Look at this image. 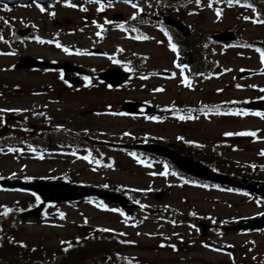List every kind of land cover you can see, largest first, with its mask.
<instances>
[{
  "label": "rangeland",
  "instance_id": "rangeland-1",
  "mask_svg": "<svg viewBox=\"0 0 264 264\" xmlns=\"http://www.w3.org/2000/svg\"><path fill=\"white\" fill-rule=\"evenodd\" d=\"M78 1V0H76ZM189 0H180L182 5H187ZM201 6L198 7V10L201 11V14L197 16H192L191 18H186L185 23L188 25L191 23V30H198L203 31V33H214L216 31H221L228 28H234L235 25L239 27V37L245 38L250 37L253 35L257 38H264V29L260 28H252L245 23H238L235 18L234 12H229L225 14L224 20L219 24H214L212 22L213 17L210 14L212 13V9L208 7V3L206 1H201ZM59 7V8H58ZM61 4H58L55 7V10L58 8L57 14L60 17H57L56 20L58 27L52 25V20L47 21L46 17H39L41 14L36 13L33 11H15L13 13V17L23 18L25 22H33L35 27H43L48 26V28L54 31L57 28H72L76 29L78 24L81 22V19L78 14L73 13L71 10L66 9L64 10ZM95 6H91L94 8ZM120 6H114L110 11L116 12L114 9ZM178 5H167L163 7V10L168 13V15L175 17L178 12ZM226 10V7H223ZM64 13V14H63ZM9 12H5L2 17L7 18ZM74 14V20H69L72 15ZM35 18L39 19L40 21H35ZM21 23V22H20ZM18 25H20L18 23ZM23 26V25H22ZM38 34L39 31H38ZM42 36V34H40ZM79 33L74 34L71 37H65V41L73 44H77L80 46L82 41L88 40L85 38H79ZM26 42L24 48H22V55H29L33 57H43L44 59L50 60L55 59L56 61H66L69 60V57L65 54H55L45 47L39 46L38 44H34L32 42ZM87 46V43L84 44ZM0 46H3L0 44ZM17 46L21 47L20 44ZM115 46H122L125 51V56H131L132 53H138L147 55L149 57V65L151 67L156 68H167L169 67V60L170 54L166 53L162 47H158L155 42H149L145 45H136L135 43L131 44L130 42L124 43L119 40V37L116 38V42L105 43L103 45L104 48L109 50L110 53H113ZM21 49V48H20ZM216 57L219 59V63L224 66V68H231L233 71L226 77H222L219 81H213L210 83H201L200 86L191 92L187 91H180V88L177 86V82L168 83V88L170 89L168 93H164L162 96L159 97V100L166 105H169L173 102L177 97H180L184 100L185 103H198L203 101L204 99H223V98H244L248 96H252L251 89L252 86H259L264 87V76H258L252 80L246 81H236L235 80V72L238 68H245V67H253L257 68V57L256 55L251 53H244V55L237 56L234 52H228L226 55L220 53L218 51ZM16 59H4V56H0V68H8L12 63H14ZM76 63L83 64L85 67L90 68V71L93 70H101L105 69L110 65L108 61L102 60H94L91 58H85L80 60H74ZM52 75H40L38 73H13V72H0V78H7L11 81L15 82H25V83H39L42 80H52ZM159 83V81H156ZM245 84V87L243 86ZM249 84V85H248ZM232 88H228V87ZM239 86V87H238ZM61 89V87H59ZM219 91L221 95H215L213 92ZM78 99L69 97L68 93L62 94V96H58L59 99L64 100L63 102L58 103L57 105L52 102V107H43L41 105L36 106L37 104L34 101L42 100L43 97H35L31 98V96H20L18 98L13 99L8 98L7 100L0 102L1 109H20L21 111L27 110L32 112L30 117L27 119L25 125L17 121L11 123L13 127H25V129L32 130L31 127L35 126L34 123H39L43 125L46 122V118L48 115L54 113L59 118H62L59 123H63L64 127L69 126L70 124L77 121L78 115L73 116V120L70 121L69 118L71 115L76 113L82 106L91 104L90 107L94 106L95 99L103 103L104 99H109L110 104L117 105V103L121 102L122 99L128 96H136L138 95L135 92H126L120 90H115L112 92L104 93L101 90L94 89L93 91H83ZM93 94V96H91ZM13 99V100H12ZM47 109V110H46ZM8 116L17 117L18 114H15L16 111H8ZM20 112V111H19ZM75 119V120H74ZM261 119L258 117H248L244 121L239 120H227V121H220L212 119L210 122H200L195 123L191 127L182 130L188 139H192L198 142H206L212 140L214 138H221L222 135L228 132H234L239 129H249L251 132H254L261 127ZM57 122V123H58ZM76 124L82 125L83 123L76 122ZM77 126V125H76ZM126 127H131L137 130H145L150 133L152 137L162 138L168 141H173L175 136L181 131V129L176 126L172 125L169 122H166L162 125H149V124H142L140 122L134 123L128 119H112V118H100L98 120V124L92 130H107L111 133H119V131L123 130ZM45 132H50L49 130H45ZM55 136V134H54ZM58 145L62 146L65 145L66 139L65 136L57 135L56 140ZM60 141H63L62 144H59ZM237 144L241 147L240 150L234 153H227V156L231 159L243 161V162H250L254 161L258 158V151L260 149H264V141L263 142H254L251 143L250 140H238L236 141ZM119 158V156H117ZM47 164V165H45ZM45 165V166H44ZM21 165L13 164L10 166L8 163L0 162V171L6 174L8 171L12 169H19ZM83 164L82 161L76 160L74 158L65 159L61 158L58 155H50L45 158L43 163H40L35 160L27 161V172L29 175L32 176H47L49 174H58L63 171L77 169L78 180L83 183H94V184H101L104 181V174L98 172L94 173L90 169ZM6 171V172H5ZM75 171V170H73ZM109 179L112 183H120L125 184L133 187L139 188H147L150 183H154L156 185H164L162 181H152L147 178L145 174L141 171L131 168L129 170H116L109 173ZM168 198L163 203H169L171 205H175L174 207L178 208L180 211L187 213L191 209H197L200 212L209 213V212H222V215L227 216L229 214H240L241 216H249L253 215L260 211L258 207H254L251 205H247L243 199L239 198L238 195H218L216 193H204L195 189L191 188H182L179 190L168 191ZM178 196V199L175 197ZM186 199V202H183L182 199ZM213 198H219L218 204L213 201ZM25 196L21 194H10V193H0V205L10 203L13 201H19L20 203H24ZM152 202L155 201L151 198ZM156 202V201H155ZM162 203V204H163ZM62 211L67 213V217L65 219H56L54 216L52 220L48 218L45 221H42L36 225H32L33 223H23L18 220L15 221V226L21 231L24 235L23 237L30 241L37 243L39 241L52 245L58 241V238L62 235L68 233L69 229L71 228V224L80 221L84 216L80 215L79 212L84 213V215L92 221L93 224L98 225H106V226H113L116 228H120L121 225L114 220L110 215H101L97 214L93 210L87 207V205H83L80 207L79 211H76L72 208L64 207ZM158 224L147 223L145 225L140 226L138 229H127L126 236L128 243L134 242L136 244L135 247L130 251H134L135 254L141 253L146 257L152 258L157 257L163 254V257H167L166 253H159L155 252L154 250H139L137 251L140 246H147V247H154L155 246V239H148L147 237L153 238L157 230L160 231ZM125 227V226H124ZM182 232L187 233V229L181 228ZM124 235V237H126ZM126 239L124 238V241ZM213 241L216 242H232L236 244H242L246 241V236L241 234H226L223 237H215ZM254 242L252 247L258 248L263 244L261 248L258 249L259 252L264 251V242L261 241L260 237H253L252 240H248V243ZM130 243V244H134ZM200 258V260L206 261L207 260H217L221 259L222 257L213 255L207 251H194L188 256V261L181 262V264H199L195 262L196 258ZM170 261V260H167ZM165 264H173L170 262H166Z\"/></svg>",
  "mask_w": 264,
  "mask_h": 264
},
{
  "label": "snow or ice",
  "instance_id": "snow-or-ice-1",
  "mask_svg": "<svg viewBox=\"0 0 264 264\" xmlns=\"http://www.w3.org/2000/svg\"><path fill=\"white\" fill-rule=\"evenodd\" d=\"M90 2H96V3H100V0H90ZM123 2L124 3H127V4H130L131 5V7L132 8H134V9H136L137 10V13H139V12H142L143 11V9H141V8H139V6L136 4V3H133V0H123ZM108 3H109V6H111V4H112V0H108ZM195 3L197 4V6H199L200 5V3H201V0H195ZM228 3L229 4H231L232 3V0H228ZM212 4H213V0H209V4H208V7H212ZM68 6H70V7H76V5H74V4H68ZM248 7H251V5H247ZM4 8H5V10H8V6H7V4H5L4 5ZM82 10H84V11H86L87 9H82ZM99 10L100 11H103L104 10V4H100V8H99ZM40 11L41 12H43V11H45V9L43 8V7H41L40 8ZM51 15H55V13H51ZM216 15L219 17L220 15H221V13L219 12V11H217V13H216ZM133 19H135L136 18V13H134L133 14V17H132ZM0 19H3L2 17H0ZM253 23H264V20H259V19H257V20H253L252 21ZM4 23L5 24H8V21L7 20H4ZM165 35H168V33L167 32H165ZM143 39H148V37H142ZM0 39H2V37H0ZM37 39H39V37H37ZM137 39H141V37H137ZM169 46H170V48H171V50L173 51V52H177V45L175 44V43H173L172 42V38L169 36ZM56 47H61V45L59 44V43H57L56 44ZM64 51L65 52H68L69 50L67 49V48H64ZM257 51L260 53V57H261V63L262 64H264V50H261V49H257ZM115 63H119V61H114ZM188 66L187 65H183V66H181V73H183V70L185 69V68H187ZM126 70H128L127 68H126ZM61 78H63L62 77V75H61ZM88 78L87 77H85V80H87ZM184 83L186 84V85H188V86H190V83H189V81H188V79H187V77H184ZM239 87V86H238ZM259 91H261V92H264V88H262V89H259ZM260 99H264V97H260ZM3 111H16V112H19V111H21L20 109H12V110H6V109H0V112H3ZM236 115H248L249 113H247V112H237V113H235ZM252 115H256V116H259V117H261V118H264V112H253V113H251ZM190 118V117H189ZM152 119H155L154 117L152 118ZM180 119H184V117H180ZM227 135H233V133H227ZM235 135H240V136H253V137H255L256 135H257V133L256 132H240V133H235ZM9 151L10 152H14V151H18V149H12V148H9ZM261 155H264V152H262L261 153ZM84 159H86V160H88V159H90V157L89 156H85V157H83ZM161 175H164V173H161ZM104 187H107V185H105ZM33 195L35 196V199H36V202H37V204H40L41 203V199H40V197L38 196V195H36L35 193H33ZM137 203H139V201H136ZM100 207L101 208H103L104 207V205L101 203V205H100ZM141 207H145L144 205H141ZM11 211V209H8V208H5L4 209V212H3V215H5V216H7L8 215V213ZM114 211H118V210H115L114 209ZM122 215H123V213H121ZM193 215H195L194 213H193ZM261 215H264V213H261ZM61 217H63V214H61ZM101 231H109V229H101ZM197 231H198V229H197ZM130 243H134V242H130ZM21 247H26V245H23L22 243H21V245H20ZM161 247H164L165 245H160ZM68 247H71V244H69L68 245ZM171 247L173 248V250H176V248H175V245H171ZM205 247H208V245H205ZM34 250V249H33ZM68 249L67 248H65V251H67Z\"/></svg>",
  "mask_w": 264,
  "mask_h": 264
}]
</instances>
